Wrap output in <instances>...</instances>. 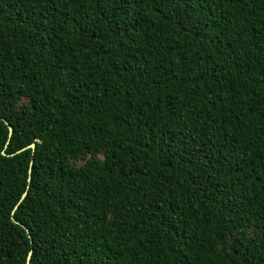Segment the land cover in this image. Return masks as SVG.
<instances>
[{"label":"trees","instance_id":"obj_1","mask_svg":"<svg viewBox=\"0 0 264 264\" xmlns=\"http://www.w3.org/2000/svg\"><path fill=\"white\" fill-rule=\"evenodd\" d=\"M1 150L0 264H264V0H0Z\"/></svg>","mask_w":264,"mask_h":264},{"label":"water","instance_id":"obj_2","mask_svg":"<svg viewBox=\"0 0 264 264\" xmlns=\"http://www.w3.org/2000/svg\"><path fill=\"white\" fill-rule=\"evenodd\" d=\"M2 120H3V122L5 123V125H6V127H7L8 134H10V132H11V127L8 125V123H7L4 119H2ZM26 147L33 148V143H29V144H27L26 146L20 148L19 150H22V149H24V148H26ZM19 150H17V151H19ZM0 153H1L2 155H11V154H12V153H10V154H6V153L4 152V150H1ZM24 195H25V192H22V193L20 194V197H19V199H18V202L24 197ZM18 202H17V203H18ZM17 203L13 206L12 210L16 207ZM12 220H13L14 222H16L13 218H12ZM19 224H20V223H19ZM20 225H21V224H20ZM21 226H23V225H21ZM24 229H25V231L27 232V229H26L25 227H24ZM29 257H30V250H28V252H27V254H26V257H25V264L28 263V261H29Z\"/></svg>","mask_w":264,"mask_h":264}]
</instances>
